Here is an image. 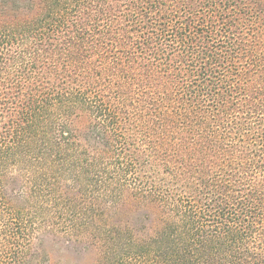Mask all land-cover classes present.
Listing matches in <instances>:
<instances>
[{
	"label": "trees",
	"instance_id": "obj_1",
	"mask_svg": "<svg viewBox=\"0 0 264 264\" xmlns=\"http://www.w3.org/2000/svg\"><path fill=\"white\" fill-rule=\"evenodd\" d=\"M60 244L264 264V0H0V264Z\"/></svg>",
	"mask_w": 264,
	"mask_h": 264
},
{
	"label": "rangeland",
	"instance_id": "obj_2",
	"mask_svg": "<svg viewBox=\"0 0 264 264\" xmlns=\"http://www.w3.org/2000/svg\"><path fill=\"white\" fill-rule=\"evenodd\" d=\"M60 248H63V247H68V249L71 250V244H67V245H63V244H60L59 246ZM65 256V261H64V264H90L91 262V259L89 256H84V255H77L75 251H72L71 252H68L66 254H64ZM52 258L55 261L58 260V257L55 256V255H52Z\"/></svg>",
	"mask_w": 264,
	"mask_h": 264
}]
</instances>
